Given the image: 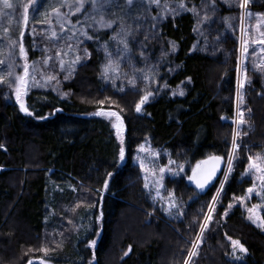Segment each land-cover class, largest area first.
<instances>
[{
  "label": "trees",
  "instance_id": "1",
  "mask_svg": "<svg viewBox=\"0 0 264 264\" xmlns=\"http://www.w3.org/2000/svg\"><path fill=\"white\" fill-rule=\"evenodd\" d=\"M49 1L29 7L27 25L22 19L11 39L0 35V44L9 49L12 44L20 54L22 43L34 60L32 31L41 26L33 13H43ZM201 3L159 0L162 8L184 6L176 13L166 9L154 23L163 45L173 41L178 49L157 67L152 95L139 112L136 105L150 92L146 86L122 90L104 79L101 46L111 45L109 32L84 44L87 59L65 81L66 96L43 90L29 94L32 115L8 102L7 87L0 85V264L39 258L55 264H264V232L236 205L253 186L249 157H264V81L250 71L251 82L239 95L243 123L234 139L239 40L224 37L223 58L199 52L192 8ZM140 7V0L131 5L117 0L110 11L119 17ZM248 8L264 11V1ZM64 20L87 26L82 14ZM162 84L183 95L160 89ZM106 108L119 112L125 123L123 161L110 122L95 116ZM234 141L232 170L206 225ZM144 145L158 155L160 166L171 161L185 167L219 156L224 169L203 190L184 175L165 176L164 196L179 205L178 212H167L144 186L145 173L136 162ZM233 240L247 250L243 261L231 258Z\"/></svg>",
  "mask_w": 264,
  "mask_h": 264
},
{
  "label": "rangeland",
  "instance_id": "2",
  "mask_svg": "<svg viewBox=\"0 0 264 264\" xmlns=\"http://www.w3.org/2000/svg\"><path fill=\"white\" fill-rule=\"evenodd\" d=\"M262 1L264 0H249L245 9L240 8L241 11L236 12L233 11V9L239 7V0H214L216 11L213 13L210 7L213 0H204L203 3H206L209 7L205 9L203 3H201L198 7H195L196 12H193L196 19L195 31L199 39L197 46L199 52L208 54L212 57L221 56L223 58L226 53L223 41L224 37L233 35L235 38L238 37L239 40L238 106L234 119V139L238 135L239 124L242 119L239 109V95L251 82L250 71L260 73L264 81V43H260L261 40H264V36L261 35L264 33V21H262L260 15H258L264 14V11H252L248 8L250 4L259 5ZM10 2L13 4V8L4 9V12L8 13V15H0V35L9 39L13 37L14 32L18 29L19 23H21L23 19L24 7L29 8L34 6L35 8L38 0H10ZM75 3L76 0H50L47 4V10L43 13H37L36 15L33 13L34 19L41 26L32 31L33 46L36 51L34 60H29V55L26 51L27 60L20 54L13 52L12 44V46L10 45L11 49L3 43L0 44V62H2L0 63V85L7 87L6 100L8 102L16 103L19 106L15 97V77L24 74L25 63L28 65L29 75L27 77L28 86L25 90L26 94L22 96V100L27 108V99L33 90L53 91L61 97L66 96L63 90L65 81L70 79L76 67L87 59L88 53L84 44L95 41L93 38L87 39L85 35H83L85 31L91 36L100 32L110 33L111 45L101 46V50L105 57L102 69L106 82L118 84L122 90L126 87L144 85L152 92L150 87L153 86L152 81L156 71H158L157 67L165 58L173 57L178 49L176 43L173 41H169L168 45L164 46L163 40L160 38V33H157L156 27H152V25H154L155 20L160 18L159 16L161 14H166V9L175 11L176 13L181 10V7L175 5L173 8L170 6H168V8L166 6L164 8H158L156 5L157 8L155 9V7L151 6L144 7L142 4V7L138 8L135 13L117 17L110 11L114 3L110 6L106 5L104 8L100 9L99 12L92 13V15L95 16L96 20L100 19L101 14L104 15L105 19L116 20V23L109 29L100 28L99 24L94 23L93 19L85 14L91 11V5L87 2L85 3V8L82 9L80 13L73 14L75 9L69 8L68 5ZM144 3H147V0H145ZM2 6V0H0V8H2ZM55 9L59 10V17L57 16V12L54 11ZM205 11H207L210 16V19L207 21L203 19ZM81 14L84 21L87 23L86 27L80 23H72L71 20H64L65 18ZM142 15L146 18L148 17V19H143ZM54 16H57L58 19L51 21V18ZM153 17H156V19L154 20ZM121 18L125 27L133 30L135 37L134 40L131 37L128 38L130 51L127 53L123 51V45L119 43L123 38V34L117 36L116 39H112V37L116 36V33L119 32ZM89 25H91V27H89ZM53 33H55V35H53ZM145 34L154 38L145 40ZM77 57H79V59H77ZM109 61H111V68L108 70L107 74H105V67L109 64ZM168 71L172 73L173 66L169 67ZM10 72L12 73L11 76L9 75ZM160 89L170 90L175 95H180L181 93V90L170 89L166 84L160 85ZM99 112H115L118 114L120 117L119 121H117L114 116L109 117L96 114L95 116L110 122L117 140L121 146L125 148V123L122 115L115 111V109L110 108L101 109ZM114 125H119V129L114 127ZM236 148L237 146L234 147L233 144L230 157L232 162L233 153ZM158 158V155L152 152L148 145H144L137 153L136 162L140 166L143 165L141 168L145 173L146 183L148 184L147 188L155 200L162 204L167 212H178V203H176L170 195H167V197L164 196V177L184 175L189 182H192L188 177L192 176V169L197 163H188L187 166H182L183 170L181 171V167L171 161L168 162L166 166H160ZM161 168L165 169L163 173L160 171ZM226 174H229L228 164L225 170V175ZM247 175L253 179L255 190L251 194L246 192L242 197L243 203L238 199L236 205L239 204L243 207L248 218L249 213L247 209L251 208L253 205H264V189L261 188V182L259 180L260 173L249 169L247 166ZM224 181L225 176L222 179L223 185ZM222 182L219 189L223 187ZM220 193L221 191L219 194L217 192V199L211 204L214 210L216 205L219 204ZM257 193H261V195H257ZM263 208L264 207H261L257 210V214L261 217ZM210 214L212 213L208 212V216L205 220L206 225L208 222L207 220H210L208 219ZM249 221L255 227H258L257 224L259 221L257 224H254L251 220ZM258 228L264 232V228ZM203 236L201 233L199 239ZM95 244H92V246H95ZM244 254L245 253L240 252L238 248L234 250L232 245V260L243 261V258L246 256V254L245 256ZM41 262H43V264H55L43 258L34 259L30 264H41Z\"/></svg>",
  "mask_w": 264,
  "mask_h": 264
},
{
  "label": "snow or ice",
  "instance_id": "3",
  "mask_svg": "<svg viewBox=\"0 0 264 264\" xmlns=\"http://www.w3.org/2000/svg\"><path fill=\"white\" fill-rule=\"evenodd\" d=\"M88 3L91 5V11L90 12H86L85 14L87 16H89V18L93 19L94 23L99 24L100 28H112L113 24L116 23V20L114 19H105L104 15L101 14L100 19L96 20L95 16L92 15V13L95 12H99L100 9L104 8L106 5L110 6L113 3L116 2V0H76L75 4H69V8H74L75 9V13H80L82 11V9L85 8V3ZM128 5H131L133 3V0H126ZM145 2V0H140V3L143 4ZM156 4L159 7V0H147V4L148 6H151L152 4ZM203 3V0H202ZM249 3V0H239V7L241 9H245L247 7ZM2 8H0V15H8V13L4 12V9H12L13 8V4L10 2V0H2ZM203 6L205 7V9H207L209 7V5H207L206 3H203ZM181 8H183L184 6L181 4L180 5ZM212 12L214 13L216 11V7H215V3L213 0V3L210 5ZM147 10V9H145ZM54 11L57 12V16H60L59 10L55 9ZM193 12H196L195 7H193L192 9ZM260 15V18L262 21H264V14H258ZM153 19L155 20L156 17H153ZM205 21L210 19V16L208 15L207 11H205V16L203 18ZM23 20H24V24L27 25L28 23V8L24 7V14H23ZM89 27H91V25H89ZM152 27H155V25H152ZM121 34H123V38L119 41L120 44L123 45V51L125 53L129 52V37H131L134 40V32L133 30H130L128 28L125 27L123 20L121 18V22L119 25V32L116 33V36L112 37V39H116L117 36H120ZM53 35H55V33H53ZM83 35H85V37L87 39H92L93 37L91 35H88V33L85 31L83 33ZM262 36H264V33L261 34ZM21 38L23 37V32L20 33ZM151 37L148 34H145L144 39L145 40H149ZM260 43H264V40H261ZM19 52L20 55L22 57H24L25 60H27V55L25 52V49L23 47V44L20 43L19 44ZM143 55V53H142ZM77 59H79V57H77ZM2 63V62H0ZM111 68V61H109V64L105 67V74H107L108 70ZM9 75L11 76L12 73L10 72ZM29 75V68L27 63H25L24 65V74L22 76H16L15 77V81H16V87H15V97H16V102L19 104L20 106V110L22 112H24L25 114L28 115H32V113L29 112L28 108L25 106L23 100H22V96L24 94H26V88L28 86V80L27 77ZM242 86V85H241ZM152 95V92H148L146 95H144L143 97H141L139 103L136 105V110L137 112L140 111L141 109V105H143L145 102H147V100L149 99V97ZM180 95H183V92L180 93ZM96 115H106L109 117H116L117 121L120 120V117L118 116L117 113L115 112H97L95 113ZM243 114L241 113V116ZM240 123H243V120H240ZM114 127H117L119 129V125H114ZM234 147H236L235 145V141H234ZM120 160L123 161L124 157H125V150L123 147H121L120 149ZM221 161V157L219 156H210L207 160L205 161H200L196 164V166L192 169V176L188 177L189 180L194 181L195 185L198 189L203 190L206 185L208 183L211 182V180L215 177L216 172L218 170L219 167V163ZM231 158L228 161V172L230 173L231 171ZM141 167H143V165H141ZM248 168L260 173L259 176V180L261 182V188L264 189V157H249V164H248ZM183 170V168L181 167V171ZM161 173H163L165 171L164 168L160 169ZM111 175V174H109ZM227 179V174L225 175V180ZM223 185V182H222ZM145 188L148 187V184L145 183ZM105 188H107V181H105ZM255 190V186L253 187H249L247 189V192L249 194L253 193ZM222 191V187L221 189H218L217 192L219 194V192ZM257 195H261V193H257ZM216 197H213V202L216 201ZM240 199V202L243 203V198H238ZM170 206H174V205H170ZM232 205L229 204V208H231ZM261 207H264V205H253L251 208L247 209L249 216L248 219L251 220L254 224H257V222L259 221V223L257 224L258 227H262L264 228V217H261L257 214V210ZM214 211V208L212 205H209V212ZM225 215H227V212L225 213ZM210 215L208 217V219H210ZM230 239V238H229ZM92 244H95V241L92 242ZM232 245L234 247V250L236 248L239 249L240 252H246V248H244V246L242 244H240L239 241L237 240H233L232 241ZM47 251V250H45ZM127 254V253H126ZM194 254V253H193ZM192 255V254H190ZM41 264H43V262H41ZM185 264H188L187 261H185Z\"/></svg>",
  "mask_w": 264,
  "mask_h": 264
},
{
  "label": "water",
  "instance_id": "4",
  "mask_svg": "<svg viewBox=\"0 0 264 264\" xmlns=\"http://www.w3.org/2000/svg\"><path fill=\"white\" fill-rule=\"evenodd\" d=\"M223 169H224L223 165L219 163V167H218V170L216 172V175H215V177L212 180H216V178L221 174V172L223 171Z\"/></svg>",
  "mask_w": 264,
  "mask_h": 264
}]
</instances>
